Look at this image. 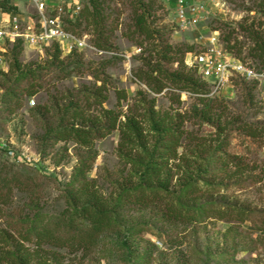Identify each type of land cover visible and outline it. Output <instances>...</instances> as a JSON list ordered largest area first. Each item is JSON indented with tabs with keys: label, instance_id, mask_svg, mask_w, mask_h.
I'll return each instance as SVG.
<instances>
[{
	"label": "rangeland",
	"instance_id": "obj_1",
	"mask_svg": "<svg viewBox=\"0 0 264 264\" xmlns=\"http://www.w3.org/2000/svg\"><path fill=\"white\" fill-rule=\"evenodd\" d=\"M53 1L64 25L74 20V5L81 13L91 8L89 0ZM14 2L18 12L13 14L25 18L18 27L23 30L35 9L26 0ZM100 3V35L84 18L76 31L67 30L82 45L52 42L37 48L17 38L4 46L0 176L6 182L0 184V264L24 257L27 264H264V135L243 129L264 126V79L241 82L225 97L171 84L155 93L138 76L147 70L144 58L154 62V55L147 43H137L132 27L135 9L143 6L151 25L167 30L165 38L181 49L178 61L167 66L170 70L182 67L199 77L186 62L190 52L184 51H200L213 31L225 48L233 45L235 54L239 51L240 58L261 69L250 55L253 43L245 29L262 22L258 28L264 34L259 0H208L197 29L176 24L171 0ZM3 18L8 17L0 14V27L7 29ZM98 40L107 48L97 47ZM32 70L36 76L30 77ZM96 73L108 81L101 89ZM9 87L15 88L13 99ZM89 91L105 95L104 104L88 98ZM74 98L83 108L80 122L88 125L105 122L103 109L133 114L149 146L154 132L149 133L145 102L154 99L155 118L179 133L177 145L158 160L163 163L160 173L142 178L140 162L146 157L132 148L124 150L127 158L119 153L118 128L96 140L92 149L46 136L48 129L72 122V114L64 116L63 109ZM2 146L37 157L42 165L15 161ZM84 204L111 212V223L95 241L87 242L83 233L89 222L74 218L70 225L67 220L72 209ZM44 226L53 234L39 239L36 229Z\"/></svg>",
	"mask_w": 264,
	"mask_h": 264
},
{
	"label": "trees",
	"instance_id": "obj_2",
	"mask_svg": "<svg viewBox=\"0 0 264 264\" xmlns=\"http://www.w3.org/2000/svg\"><path fill=\"white\" fill-rule=\"evenodd\" d=\"M89 6L91 8L85 7L83 12H80L76 19L68 20V22L64 25L65 29L76 31V27L80 26L79 19L84 18L87 25H94L97 31L96 33L100 35V21L102 18L100 0H89ZM0 10L2 12L9 13L18 12L17 6L10 5L7 0H0ZM259 10L264 16V0H259ZM261 23L258 27L261 26ZM132 27L134 29V33L140 38L137 43H139L141 47L144 43H147V45L150 46V55H154L152 56V58H154V62H152L153 59L148 57L144 58L147 70L141 71L138 74L139 78L146 82L151 91L159 93L167 87V84H171L180 90H186L196 94H207L205 83L200 77H194L192 74L186 73L182 67L177 70H170L167 67L169 64L178 61V54L181 52V49H176L165 38L167 30H160L151 25L149 21V13L145 7L139 6L135 9ZM258 27L256 28L254 23H252L245 29L247 30L248 36L253 43L250 55L258 59L261 69H264V34ZM96 45L99 48H107V46L100 42V40L96 41ZM56 47L57 52H59L58 45ZM191 49L192 48L189 47L184 52H192ZM226 49L233 51V45L228 44ZM238 52L239 51H236L237 55ZM181 63L183 65L184 60H182ZM14 64L15 67L19 68V63L16 57ZM27 74L28 73H24L23 75ZM29 74L30 77L36 76V72L33 70L29 71ZM95 77L97 80L102 82V85L99 86L98 89L104 87V85L108 82L105 76L100 78L98 73L95 74ZM31 93L33 94V92ZM7 94L11 99L16 97L15 88L9 87ZM85 94L88 95V98L94 97L96 102L100 105H103L106 101L105 95H101L93 91L85 92ZM122 97H126L125 91L122 92ZM154 101V99H151L149 102H145L148 103L147 113L150 121L149 133H151V131L154 132L151 146H149L147 134L145 133L144 127H142L141 121L133 114L125 116L111 109H103V115L105 118V122L103 124L97 125L94 123L88 125L86 124V121L80 122L82 116H84V112L83 108L79 104V100L75 98L71 99L63 109L64 116L69 113L72 114V122L67 124L61 123L56 127L48 129L46 131V136L54 137L55 141L73 140L83 147L92 149L96 140L109 135L112 130L118 128L121 133L119 153L127 158L128 156L123 153L126 149L132 148L141 151V153H143L146 157L145 162H140V169L142 170L141 176L144 180H149L151 177L157 176L162 170L163 163H160L158 160L163 159V152L171 151L170 149L177 145L179 139V133L176 129L162 126L160 120L155 118V112L153 109ZM121 116H125V120H121ZM243 127L249 135H264V126H253L252 124H247L243 125ZM2 182L5 183L6 179L0 176V184ZM110 213L111 212L109 210L99 209L93 207L92 205L84 204L80 208L75 207L72 209L67 220L70 225H74V218H82L89 222V228L87 230H83V233L86 234L88 239L87 242H89L95 241L97 239L96 236L111 223L112 217ZM52 231L53 230H51L48 226H44L41 230L36 229V236L39 239L51 236L53 234ZM28 262L29 261L24 257L23 259L21 258L17 261L11 260L7 264H27Z\"/></svg>",
	"mask_w": 264,
	"mask_h": 264
},
{
	"label": "built area",
	"instance_id": "obj_3",
	"mask_svg": "<svg viewBox=\"0 0 264 264\" xmlns=\"http://www.w3.org/2000/svg\"><path fill=\"white\" fill-rule=\"evenodd\" d=\"M10 5H18L15 0H7ZM35 9V13L26 21L23 30H19V22L25 20L21 14L2 12L7 19L2 21L8 23L7 29L0 27V69L5 66L4 46L9 40L22 39L24 42L43 48L46 45L56 42L72 45H82L72 33L64 27L62 10L58 3L53 0H26ZM215 0H212L214 2ZM175 4L173 10L176 17V24L181 28H198L204 19V11L208 6V0H171ZM81 7L74 5L70 14L76 19ZM17 17V18H15ZM203 37V36H201ZM207 44L200 51L188 53V65L195 68L199 77L204 81L207 88V95L211 97H225L237 90L241 82H256L264 79V69H256L250 63L236 55L233 51L227 50L220 40L216 31L207 35ZM4 153L15 161L27 163L36 167L42 165L39 158H34L23 152L2 146Z\"/></svg>",
	"mask_w": 264,
	"mask_h": 264
}]
</instances>
